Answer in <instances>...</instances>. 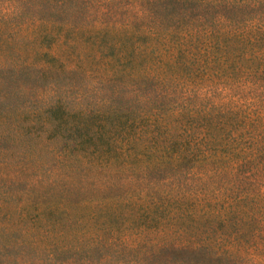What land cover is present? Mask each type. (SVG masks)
<instances>
[{
    "label": "trees",
    "instance_id": "16d2710c",
    "mask_svg": "<svg viewBox=\"0 0 264 264\" xmlns=\"http://www.w3.org/2000/svg\"><path fill=\"white\" fill-rule=\"evenodd\" d=\"M206 5L72 62L1 26L0 264H264V0Z\"/></svg>",
    "mask_w": 264,
    "mask_h": 264
},
{
    "label": "rangeland",
    "instance_id": "374dc122",
    "mask_svg": "<svg viewBox=\"0 0 264 264\" xmlns=\"http://www.w3.org/2000/svg\"><path fill=\"white\" fill-rule=\"evenodd\" d=\"M200 0H0V28L4 33L22 25L29 28L30 39L37 46L64 54L76 60L83 52L94 49L98 27L130 17L154 15L157 19L172 16L191 22L206 23L218 17L222 7L206 5ZM239 13L244 18L253 11ZM1 32V31H0ZM22 46V42L20 43ZM24 49L28 47L23 45Z\"/></svg>",
    "mask_w": 264,
    "mask_h": 264
}]
</instances>
